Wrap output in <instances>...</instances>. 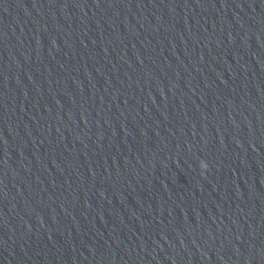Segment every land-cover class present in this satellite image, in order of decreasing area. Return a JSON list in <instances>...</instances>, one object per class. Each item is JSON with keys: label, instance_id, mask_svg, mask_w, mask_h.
I'll return each instance as SVG.
<instances>
[{"label": "clouds", "instance_id": "obj_1", "mask_svg": "<svg viewBox=\"0 0 264 264\" xmlns=\"http://www.w3.org/2000/svg\"><path fill=\"white\" fill-rule=\"evenodd\" d=\"M202 168H203L204 170H207L208 165H207V164H202ZM201 175H203V171L201 172Z\"/></svg>", "mask_w": 264, "mask_h": 264}]
</instances>
